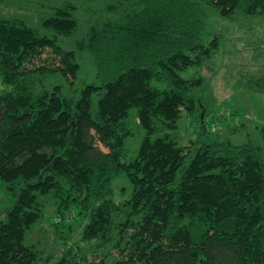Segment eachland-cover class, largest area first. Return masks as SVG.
Segmentation results:
<instances>
[{"label": "trees", "instance_id": "16d2710c", "mask_svg": "<svg viewBox=\"0 0 264 264\" xmlns=\"http://www.w3.org/2000/svg\"><path fill=\"white\" fill-rule=\"evenodd\" d=\"M211 15L262 26L264 0H0V264H264V125L177 133L204 128ZM240 85L264 95V71Z\"/></svg>", "mask_w": 264, "mask_h": 264}, {"label": "rangeland", "instance_id": "374dc122", "mask_svg": "<svg viewBox=\"0 0 264 264\" xmlns=\"http://www.w3.org/2000/svg\"><path fill=\"white\" fill-rule=\"evenodd\" d=\"M212 35L220 37V49L211 60L213 71L204 75V86L194 92L203 107L201 122L204 128L200 127L201 123L182 113L177 122L180 145L226 139L233 145L259 143V129L264 125V95L246 92L240 83L245 77L264 71V23L262 26L248 28L242 22L223 20L211 15L207 20L203 39ZM194 71L189 69L181 76L187 78L195 75ZM131 128L133 136L126 140L128 154L125 161L135 156L143 137V131L136 120L131 121ZM200 132L206 134L200 135ZM113 188L115 201L124 200L120 197L121 188L127 191L125 199L131 191L125 177L118 178ZM1 192L3 187L0 184V205L7 207L10 202L5 196L2 197ZM51 219L48 211L46 221ZM39 236L37 232L33 238ZM76 240L74 237L75 242Z\"/></svg>", "mask_w": 264, "mask_h": 264}]
</instances>
